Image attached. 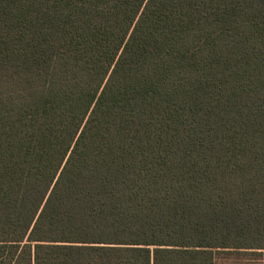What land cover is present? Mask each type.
Masks as SVG:
<instances>
[{
    "label": "trees",
    "instance_id": "trees-1",
    "mask_svg": "<svg viewBox=\"0 0 264 264\" xmlns=\"http://www.w3.org/2000/svg\"><path fill=\"white\" fill-rule=\"evenodd\" d=\"M260 246L264 0H0V264Z\"/></svg>",
    "mask_w": 264,
    "mask_h": 264
},
{
    "label": "snow or ice",
    "instance_id": "snow-or-ice-1",
    "mask_svg": "<svg viewBox=\"0 0 264 264\" xmlns=\"http://www.w3.org/2000/svg\"><path fill=\"white\" fill-rule=\"evenodd\" d=\"M43 248L48 249H67V248H89V247H105L104 244L92 245L83 242H71V243H42ZM108 246L126 249L136 255H144L146 258L151 254L152 260H155L158 256L163 254L178 253L181 251H188V249H181L176 245H164L159 241H151L145 239H129L122 241L109 242ZM251 247V246H249ZM260 252H264V246L259 247Z\"/></svg>",
    "mask_w": 264,
    "mask_h": 264
},
{
    "label": "rangeland",
    "instance_id": "rangeland-1",
    "mask_svg": "<svg viewBox=\"0 0 264 264\" xmlns=\"http://www.w3.org/2000/svg\"><path fill=\"white\" fill-rule=\"evenodd\" d=\"M216 264H264V252H225L217 255Z\"/></svg>",
    "mask_w": 264,
    "mask_h": 264
}]
</instances>
